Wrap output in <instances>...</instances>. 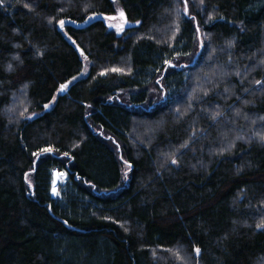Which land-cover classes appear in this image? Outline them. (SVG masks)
Returning a JSON list of instances; mask_svg holds the SVG:
<instances>
[{
  "label": "trees",
  "instance_id": "obj_1",
  "mask_svg": "<svg viewBox=\"0 0 264 264\" xmlns=\"http://www.w3.org/2000/svg\"><path fill=\"white\" fill-rule=\"evenodd\" d=\"M260 136L264 0H0V264H264Z\"/></svg>",
  "mask_w": 264,
  "mask_h": 264
},
{
  "label": "rangeland",
  "instance_id": "obj_2",
  "mask_svg": "<svg viewBox=\"0 0 264 264\" xmlns=\"http://www.w3.org/2000/svg\"><path fill=\"white\" fill-rule=\"evenodd\" d=\"M123 12L124 13V17L121 18L120 16V12ZM90 17L91 19L93 18H101L104 20V22L106 23L107 25V28L109 30H113L115 31L118 35H121L122 33L125 32V30L130 27V26H133V25H136L137 22H133V21H130L124 10L122 9V7H120L119 5L116 7V11L112 14H104V13H99V14H93V15H90L86 21H89L90 20ZM109 17H111V19H109ZM85 23V21H84ZM110 25H114L113 27H110ZM121 25L123 26V29L120 30V27ZM88 70H89V63L88 62H85L84 64V67L83 69L77 74L75 75L74 77H76L75 80L81 78V77H84L87 75L88 73ZM73 80V78L70 79L71 82L75 81ZM56 100V97H54V99L49 103V105H52ZM10 114V113H8ZM127 167V165L125 166V168ZM53 177H54V180H53V188H52V194L54 196H56L57 194V190H58V186H59V183L63 182L66 178V175L64 172H61V171H57L55 170L54 171V174H53ZM55 188V193L53 191V189Z\"/></svg>",
  "mask_w": 264,
  "mask_h": 264
},
{
  "label": "snow or ice",
  "instance_id": "obj_3",
  "mask_svg": "<svg viewBox=\"0 0 264 264\" xmlns=\"http://www.w3.org/2000/svg\"><path fill=\"white\" fill-rule=\"evenodd\" d=\"M25 7H29L27 4H25L24 5ZM64 9H61V11H63ZM185 14H187V5L185 4ZM120 16H121V18H123L124 17V13L121 11L120 12ZM90 19H91V17H90ZM109 19H111V17H109ZM192 19H195L194 17L192 18ZM52 22V20L50 19L49 20V23H51ZM73 23H75V21H72ZM85 22H87V21H85ZM59 26L63 29L64 28V26H65V21L63 20V19H61L59 22ZM137 23H139V22H137ZM114 25H110V27H113ZM123 29V26L121 25V27H120V30H122ZM198 30V29H197ZM69 39H71V37H69ZM73 43H75V41H73ZM85 59H86V57H85ZM9 68H11V65H9ZM111 71H113V72H122L123 71V69H112ZM104 73H101V75H103ZM76 79V77H73V80H75ZM69 83H71V81L69 82ZM257 83H260L259 81H257ZM68 87V84H63V85H61L60 86V90L61 91H63L64 89H66ZM45 107H47V105H45ZM260 140L261 141H264V136H260ZM41 152H50L51 151V148H44V149H41L40 150ZM34 155H35V153H34ZM65 155H67V153H65ZM172 163L173 164H175L176 163V161L175 160H173L172 161ZM53 191H54V193H55V188L53 189ZM56 194H58V193H56ZM262 226H264V225H258L257 227L259 228V227H262ZM195 252L197 253V254H199V252H200V249H195Z\"/></svg>",
  "mask_w": 264,
  "mask_h": 264
}]
</instances>
